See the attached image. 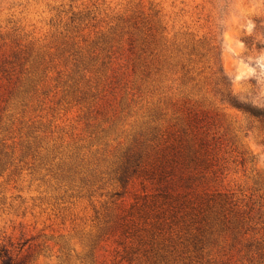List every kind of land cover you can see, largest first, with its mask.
<instances>
[{"label": "rangeland", "instance_id": "rangeland-1", "mask_svg": "<svg viewBox=\"0 0 264 264\" xmlns=\"http://www.w3.org/2000/svg\"><path fill=\"white\" fill-rule=\"evenodd\" d=\"M264 0H0V248L16 264H264Z\"/></svg>", "mask_w": 264, "mask_h": 264}, {"label": "trees", "instance_id": "trees-1", "mask_svg": "<svg viewBox=\"0 0 264 264\" xmlns=\"http://www.w3.org/2000/svg\"><path fill=\"white\" fill-rule=\"evenodd\" d=\"M256 30H264V18L256 19ZM220 81L224 87L223 99L231 106L257 119L264 126V104L241 100L229 90L226 79L222 78ZM0 264H16L15 259L6 248H0Z\"/></svg>", "mask_w": 264, "mask_h": 264}]
</instances>
